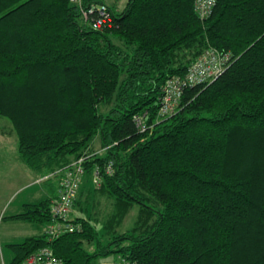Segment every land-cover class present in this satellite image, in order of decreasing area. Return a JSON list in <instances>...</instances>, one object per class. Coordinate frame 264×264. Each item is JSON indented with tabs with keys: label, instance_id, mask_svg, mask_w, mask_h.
Wrapping results in <instances>:
<instances>
[{
	"label": "trees",
	"instance_id": "trees-1",
	"mask_svg": "<svg viewBox=\"0 0 264 264\" xmlns=\"http://www.w3.org/2000/svg\"><path fill=\"white\" fill-rule=\"evenodd\" d=\"M79 1L0 0V118L46 191L11 216L42 229L8 244L11 264L44 247L62 264H264V0H216L205 19L193 0ZM209 49L229 53L222 72L158 116L166 81ZM80 157L85 181L100 168L105 241L96 216L50 240L58 171Z\"/></svg>",
	"mask_w": 264,
	"mask_h": 264
},
{
	"label": "rangeland",
	"instance_id": "rangeland-1",
	"mask_svg": "<svg viewBox=\"0 0 264 264\" xmlns=\"http://www.w3.org/2000/svg\"><path fill=\"white\" fill-rule=\"evenodd\" d=\"M104 1L116 12H120L128 0ZM91 148L94 149L92 153L99 151L98 136L92 141ZM38 177L21 161L16 137L8 120L0 118V264H11L12 254L8 244L20 242L26 236L37 234L40 231L35 229L32 222L11 218L12 215L22 210L23 204L35 203L46 195ZM94 186L97 187L93 183V175L91 182L85 181L83 176L78 197L73 205V212L71 211V218L76 216L98 217L99 221L95 226L102 241H105L101 224L111 209V205L105 196H101L93 189ZM136 212L137 206H134L125 217L122 229L132 224ZM39 228L41 229V227ZM92 248L93 246L90 247V250ZM114 259V256L98 257L91 264H113Z\"/></svg>",
	"mask_w": 264,
	"mask_h": 264
},
{
	"label": "built area",
	"instance_id": "built-area-1",
	"mask_svg": "<svg viewBox=\"0 0 264 264\" xmlns=\"http://www.w3.org/2000/svg\"><path fill=\"white\" fill-rule=\"evenodd\" d=\"M76 3H80L79 0H71ZM216 0H193V7L196 14L205 19L209 17L213 11ZM94 7L89 9H82V15L84 18L88 17V14L92 13ZM98 18L96 19L95 28L102 27V24L106 21L109 15L104 5H101L97 10ZM230 59L229 53L219 52L217 50L209 49L193 61L188 69V73L183 81L172 78L168 79L164 84L161 94L158 97L159 107L158 116H168L175 112L182 92L186 86H194L203 83H207L225 68L227 62ZM136 116L135 120L140 130L143 131L146 128L144 117ZM143 118V119H142ZM84 157L78 158L69 166L58 171L59 182L56 198L51 204V219L45 228V233L50 240L61 236L64 233L73 232L76 228L71 218V211L75 200L78 197L82 178L84 176L83 168ZM105 174L112 172V163L108 162L104 166ZM100 168L98 166L93 170V183L98 187L101 183ZM26 264H62L51 248L44 247L29 255L26 260ZM115 264H139L124 259L119 260Z\"/></svg>",
	"mask_w": 264,
	"mask_h": 264
},
{
	"label": "crops",
	"instance_id": "crops-1",
	"mask_svg": "<svg viewBox=\"0 0 264 264\" xmlns=\"http://www.w3.org/2000/svg\"><path fill=\"white\" fill-rule=\"evenodd\" d=\"M72 212H73V209H72ZM31 224H34V223H31ZM33 226H35V229H37V230L39 229L40 230L37 234L42 233V229H40L37 225L34 224ZM37 234H32L31 236L37 235ZM26 237H28V236H26Z\"/></svg>",
	"mask_w": 264,
	"mask_h": 264
},
{
	"label": "bare ground",
	"instance_id": "bare-ground-1",
	"mask_svg": "<svg viewBox=\"0 0 264 264\" xmlns=\"http://www.w3.org/2000/svg\"><path fill=\"white\" fill-rule=\"evenodd\" d=\"M31 255V254H30Z\"/></svg>",
	"mask_w": 264,
	"mask_h": 264
}]
</instances>
